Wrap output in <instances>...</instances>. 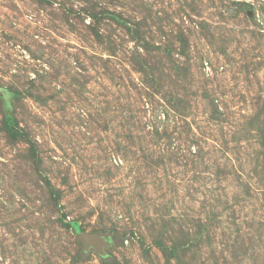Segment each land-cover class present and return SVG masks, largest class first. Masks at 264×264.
Wrapping results in <instances>:
<instances>
[{
    "label": "rangeland",
    "instance_id": "obj_1",
    "mask_svg": "<svg viewBox=\"0 0 264 264\" xmlns=\"http://www.w3.org/2000/svg\"><path fill=\"white\" fill-rule=\"evenodd\" d=\"M0 264H264V0H0Z\"/></svg>",
    "mask_w": 264,
    "mask_h": 264
},
{
    "label": "water",
    "instance_id": "obj_2",
    "mask_svg": "<svg viewBox=\"0 0 264 264\" xmlns=\"http://www.w3.org/2000/svg\"><path fill=\"white\" fill-rule=\"evenodd\" d=\"M76 240L83 247V254L93 251L101 259H107L106 249L115 245V240L110 235L96 233H80Z\"/></svg>",
    "mask_w": 264,
    "mask_h": 264
},
{
    "label": "trees",
    "instance_id": "obj_3",
    "mask_svg": "<svg viewBox=\"0 0 264 264\" xmlns=\"http://www.w3.org/2000/svg\"><path fill=\"white\" fill-rule=\"evenodd\" d=\"M8 115V114H7ZM72 226L74 227L75 225L74 224H72Z\"/></svg>",
    "mask_w": 264,
    "mask_h": 264
}]
</instances>
